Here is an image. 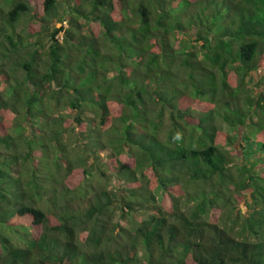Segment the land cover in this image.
<instances>
[{
    "label": "trees",
    "instance_id": "obj_1",
    "mask_svg": "<svg viewBox=\"0 0 264 264\" xmlns=\"http://www.w3.org/2000/svg\"><path fill=\"white\" fill-rule=\"evenodd\" d=\"M0 81V264H264V0H0Z\"/></svg>",
    "mask_w": 264,
    "mask_h": 264
},
{
    "label": "rangeland",
    "instance_id": "obj_2",
    "mask_svg": "<svg viewBox=\"0 0 264 264\" xmlns=\"http://www.w3.org/2000/svg\"><path fill=\"white\" fill-rule=\"evenodd\" d=\"M64 23H65V21H64ZM58 24H59V23L56 22V25H58ZM59 34H60V33H59ZM12 82H13V81H12ZM13 83H14V82H13ZM8 84H10V82L0 81V89H4V88H6V87L8 86ZM24 94H25V93H24ZM47 114H49V112H47ZM87 114H91V112L88 111ZM26 123H27L28 126L30 127V126L33 124V121H32V120H30V121H26ZM17 128H18V126H13V127H12V131H13V133H17ZM60 130H61L60 126L57 125V131H56V133H59V134H60V132H59ZM60 136L64 137V134L61 133ZM99 154H101L102 157H105V156H106V154H105L104 151H100ZM79 171H80V172H78V173L76 174L75 178H78L79 175L81 176V174H80V173H81V170H79ZM69 181L74 182V181H77V180H76V179H75V180L70 179ZM99 182H101V183H105V182H106V179L100 178V179H99ZM112 183H114L113 179H112ZM150 185L152 186L153 183L151 182ZM161 202H162V200H161ZM162 205H163L166 209H170V207H169V199H168L167 197H165V198L163 199ZM239 208H241V209L243 210V212H245V211L247 210V208H248V206L245 204V200H244V198L241 197V196H239V199H237V201H236V209L238 210ZM219 210H221L220 207H214V210H213L214 213H213V214H214V215L217 214V216H218V215H219ZM18 232H20V231H18ZM7 234L9 235L11 241H13V243H15V244H17V245L22 246V245H24L25 242H26V241H25V240H26V239H25V236L23 237L21 232H20V233H16L15 231H12V232H9V233H7Z\"/></svg>",
    "mask_w": 264,
    "mask_h": 264
}]
</instances>
